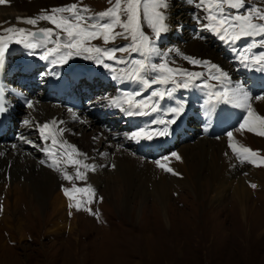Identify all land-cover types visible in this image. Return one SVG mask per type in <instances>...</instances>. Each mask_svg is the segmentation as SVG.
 Instances as JSON below:
<instances>
[{
	"label": "rangeland",
	"instance_id": "1",
	"mask_svg": "<svg viewBox=\"0 0 264 264\" xmlns=\"http://www.w3.org/2000/svg\"><path fill=\"white\" fill-rule=\"evenodd\" d=\"M181 1L170 0L174 7L186 8ZM110 6L109 0H79V7L90 8V14L105 11ZM247 6L253 5L247 3ZM145 31L149 30L145 28ZM206 35L211 38L210 33ZM165 39L171 40L167 36L162 41ZM218 41V39L214 42L211 40V43L221 48L223 45ZM92 43L101 47H118L128 41L117 39L114 45L107 46L103 45L101 40ZM169 45V43H161L162 48L165 49L170 48ZM17 53L19 56L22 55V51ZM174 56L175 67L184 68L183 59ZM83 61H90V65H96L102 72H108L104 67L81 56H74L67 65L72 66L75 63L84 65ZM117 66L119 72L120 66ZM45 68L46 66L43 67ZM104 87L107 91L109 86ZM38 88L35 92L42 90L41 87ZM111 88L110 98L119 97L122 92L127 91L125 87ZM182 90L187 89L181 88ZM179 95L182 96V93ZM104 97L103 94H99L98 102L106 100ZM21 98L23 97L19 94L18 99ZM33 103L36 104L35 101ZM110 109L112 114L104 117L101 112L96 118L99 122L106 120L102 132L81 130L79 137L98 136V132L104 134L106 138L115 136L117 140L115 137L112 139L118 144L116 146L123 150L129 149L135 154L138 150L136 140L124 138H130V134L134 132L129 127L127 119L122 117L125 112L114 110L113 106ZM30 111H33V108L21 109L22 113L25 112L23 115H28L27 112ZM39 115L42 119V114ZM189 122L190 120L183 122L185 128L189 129L192 126ZM189 130L193 131L191 128ZM241 133L238 134L241 135V141L233 137L232 143L237 147L246 146L253 150L250 142ZM61 136L64 137L65 133L63 132ZM122 138L126 144H120ZM198 139L199 135L193 142ZM209 139H214L213 141L224 139L222 140L225 147L224 159L228 160V153L231 156L225 176L217 178L216 182L211 180L209 170L201 172L200 180L194 177L192 165L190 164L189 167L187 156H182L181 153L186 145L193 142H186L176 150L169 146L160 152L158 159L153 160V162L159 160L172 171H165L155 164L156 173L138 177L131 185H126L124 181L118 179L115 172L113 151L116 149H112V152L104 151L102 148L99 150L96 139L93 143L95 153L87 162L95 167L102 165V171L98 170L107 172L110 176L109 181L103 179L104 176L101 175H95L97 177L93 180V176L90 175V172L92 175L94 173L92 170H87L86 180L80 181L74 178L75 171L70 181L59 178V187L53 195L52 203L48 202L45 206H42L37 199L36 183H32L33 178H27L32 174L22 172L21 174L24 175L22 179L15 181L13 175L11 177L6 175L4 179H0V208H2L0 264H264V165L261 164L264 160L260 157L261 151H257V157H249L241 162L231 149L227 151L226 144H229V140L226 134L220 138ZM37 144H40L39 140ZM106 146L107 143L103 147ZM224 147L222 146L223 149ZM10 152L7 156H10ZM38 152H40L38 147H33V156ZM173 152L177 153L181 160L171 156ZM165 156L168 157L167 160L163 159ZM19 158L26 159V155ZM173 172L177 174L174 175ZM233 172L236 173L235 176L232 175ZM16 183L19 184L17 188L22 193L18 198H15L17 196H14L13 192L9 196L11 188L13 190ZM74 185L79 188L91 186L95 190L94 195L86 192L74 193L76 199L81 201V210L70 208L69 200L64 208H59L61 205L53 203L58 193L64 194L63 188L73 189ZM156 185L165 188L162 193V203L157 196ZM251 185L256 187L253 188ZM241 187L247 190V199L244 198L245 194L240 192ZM28 190L31 191L27 193ZM90 197L91 203H89ZM71 203L74 205L76 200ZM89 208L94 214H90L87 210ZM63 220L67 221L70 229L61 228L59 232L52 231L57 228V223L65 224L66 221ZM74 220L78 223H73Z\"/></svg>",
	"mask_w": 264,
	"mask_h": 264
},
{
	"label": "snow or ice",
	"instance_id": "2",
	"mask_svg": "<svg viewBox=\"0 0 264 264\" xmlns=\"http://www.w3.org/2000/svg\"><path fill=\"white\" fill-rule=\"evenodd\" d=\"M187 2L202 13V15L193 13L199 32L207 31L232 47L234 55L245 68L264 71V50L255 51L257 47L264 49V7L247 6V0H187ZM7 3L9 0H0V5ZM109 4L111 6L105 11L90 14L91 9L79 7V0H76L68 5L42 9L40 14L34 17L17 18V24L23 23L32 28L0 26V74L5 70L6 54L11 43L22 45L30 56L39 53V59L52 66L65 65L74 56H81L112 72L113 79L140 86L135 91H124L121 96L110 98L111 105L128 116L158 112L161 102L166 98L172 99L178 89L195 86L206 89L203 107L209 116L220 104L239 108L246 114L235 130H247L264 137V115L258 114L251 103L254 99L264 100V94L254 96L243 84L233 83L230 75L212 61L184 55L178 48L161 47L162 39L171 30L170 0H114V3L113 0H109ZM41 22H47L52 27H40ZM145 28L149 31L146 32ZM176 28L178 31L183 30L180 24ZM196 38L204 39L203 36ZM117 39L128 43L118 47H101L92 43L101 40L105 46L114 45ZM242 39H249L250 43L237 49L236 45ZM173 55L180 56L190 65L203 70L191 71L175 67ZM117 65L120 66L118 74ZM149 89L152 90L145 96L144 93ZM25 106L32 109L34 103L29 99L25 101ZM185 107V102L177 101L175 106L166 110V119L156 121L154 127L132 132L130 138L140 142L141 139L151 140L154 136H169L172 126L177 124ZM7 110L5 90L0 86V114ZM24 123L28 124L29 121L25 120ZM59 123L63 122H51L53 127ZM38 128L44 144L41 150L52 158L50 162L41 160V164L61 171L63 179L70 181L73 177L59 168L60 157L66 156L67 165L76 168L74 178L85 181L86 171H94L95 166L78 158L86 154L81 153L76 146L66 141L58 144L57 136L62 135L64 129H57L54 133L48 122ZM226 135L229 148L241 162L249 157L258 156L256 151L246 146L237 147L232 143L233 131H228ZM170 155L177 160L181 159L175 152ZM163 159L167 160L168 157L165 156ZM156 163L165 171H172L159 160ZM81 167L85 172L80 171ZM251 187L255 188L256 185ZM62 190L70 201L69 207H75L78 211L81 210V201L76 199L74 193L86 192L92 195L95 193L91 186L79 188L74 185L73 189ZM73 200H76L74 205L71 203ZM91 202L90 197L89 203ZM87 210L94 214L90 208Z\"/></svg>",
	"mask_w": 264,
	"mask_h": 264
},
{
	"label": "bare ground",
	"instance_id": "3",
	"mask_svg": "<svg viewBox=\"0 0 264 264\" xmlns=\"http://www.w3.org/2000/svg\"><path fill=\"white\" fill-rule=\"evenodd\" d=\"M72 2H76V0H9V3L4 4V5H0V26H3V28H7V27L12 26V27H22V28L29 29V28H32V26H29V25H26L23 23L17 24V18L18 17H34V16L40 14L42 9H50L52 7L64 6V5H68ZM181 2L186 5L185 6L186 8H181L180 6L174 7L172 5V2H170L171 30L169 31V33L165 37L168 36L169 39H171V40L168 41L165 39V40L161 41V43H164V44L169 43L170 48H178L181 50V52L184 55L197 57V58L209 60V61L216 63L217 65H219L224 71H226L230 75L233 83H240L238 78H240L241 75H243L242 78H240V79L247 80L251 84L250 91L253 93L254 96L264 94V92L258 90L259 85H264V77L259 78V75L261 73H263L264 71L252 70V69L245 68L239 62V58L236 55H234L233 48L228 46V45L227 46L225 45L226 49L218 51L219 50V49L217 50L218 46L215 47L213 45V43H211V40H212V42H214V40L216 41V39H218V38L212 34H210L211 38H208V36L206 34H208L209 32H207V31L199 32L198 31V25L193 18V13L196 12L197 14H200V15H202V13H199L198 9H196L195 6L192 4L190 7V3H188L187 0H182ZM247 3L251 4L253 6L260 5V6L264 7V0H247ZM189 9H192V10L190 11ZM178 24L184 26L185 32L183 30L182 31L177 30L176 26ZM39 26L40 27H49V25L46 24V22H41ZM32 30H36V29H32ZM197 36H203L204 39L196 38ZM249 43H250V41L243 40L236 45V48L237 49L243 48ZM11 46L16 47V48H13L14 51H17V52L22 51V54H26V56L28 55V50L25 49L22 45L11 43L9 45V49L11 48ZM257 48L255 49V51H257V52L264 50V49H260V48L257 49ZM37 55H39V53H37L35 56H37ZM227 55H231V56L235 57L237 63H234V62L232 63L227 58ZM35 59H36V57H35ZM180 59H182V58L180 57ZM31 60H32V58L29 56L27 61H31ZM37 60L36 61L39 64L44 63L46 68H48V69H49L48 66H50V67L52 66V65L46 63L45 61H41L39 59V56L37 57ZM183 62L184 63H182L183 64L182 66L184 68H189L193 71H202L203 70L200 67H194V66L190 65L185 60H183ZM38 63L36 65H38ZM233 64L235 66H233ZM23 65H25V64H22V66ZM36 65L32 66L31 68H27L26 65L23 66V69H25L28 72H25L23 70L21 71L20 68H22V67L19 66V69H17V71H15V74L11 69L9 70L7 68V70H6L7 81L10 80L9 84L11 85V82L14 80L13 85L15 86V83L17 80V85H23L24 82L29 79L30 73L33 72L34 74H36V73L39 74V72L36 71V69H33L36 67ZM180 66H181V64H180ZM240 68L242 69L243 72L239 76V75H237V70ZM108 74L112 78L113 73L110 72ZM117 74H118V71H117ZM44 76L47 77L46 75H44ZM32 77L36 78L34 75ZM14 78H17V79L15 80ZM44 80L46 83H48L46 81V79H44ZM113 80H115V81H113V83L115 85H119L120 87L123 85L122 82H124V81H121L119 79H113ZM64 83H65V80H64ZM209 83H216V82L215 81H209ZM102 85L106 86V82L105 81L102 82ZM41 88H42V90L50 89L49 87H47V88L41 87ZM196 88L197 87L189 88V91H188V93H189L188 94V97H189L188 100L189 101H185L179 95V94H181V92L178 91L175 93L174 98H172V99L166 98L165 100H163L161 102L160 106L164 109V108H170L171 106H175L177 101L185 102V104H186L185 111L181 115V117L178 119V123L184 127H185V125H184L185 122H188L190 119H193V118L197 119L196 117H197L198 113L209 118V121H210V119L215 118L219 123L226 124L229 126L231 125L233 120L236 121V119H234V115L236 114V112H240L241 109L235 108L231 105L220 104V105H218L220 111L218 110L216 112V110H214L212 115L209 116L203 107V102L206 98V93L199 100H196L195 97H196L197 90H198ZM19 90L22 91V89H20V88H19ZM130 91H132V90H130ZM16 92H20V91H12V93H10V95H9L10 100H12L11 99L12 94L16 99H18L19 94ZM36 93L37 92H35V94ZM47 94H51V92H48ZM47 94H45L44 98L49 97ZM39 96L36 95V97H33L31 99L33 102H34V100H37V101H35V103L37 104V107L35 104L33 107V111L27 112L28 115H25V114L23 115V113H25V112L22 113L20 108H17V110L15 112L14 117H15V120L17 123L16 124L17 130L21 131L23 133V134L21 133L22 135L20 134L18 136L17 142L16 143H8L6 145L0 143V179L1 180L4 179V177L6 175H10V177L13 175L12 178H14V181H15L17 179H22V176H24L23 174H28V175L32 174L31 177L28 176L27 178L28 179L33 178L32 183L33 182L36 183L35 189H36V194L38 197L37 199H39V202L41 203V205L45 206L48 202L52 203L53 195H54L55 191L58 190V187H59L58 186L59 185L58 180H59V178L60 179H63V178H62L61 171L58 172L57 170H54L53 167H49V166H47V164H41V162H40L41 160H45L47 162H50L52 159L51 157L46 156L45 153L41 150L42 147H44V144L41 140V135H40V131L38 129V126L46 123L45 121H47L50 124V128H53L54 133L56 132L57 129H60V128L64 129L63 132L65 133V136L64 137H62L61 135L57 136L58 144L61 143V140H62V141H66L67 143H70L71 145L76 146L81 153L86 154V156L78 157L82 162L88 163L87 161L89 160L90 156L95 153V147L93 146V143H94V140H96V139H98L97 147L99 150L102 148V149H104V151L112 152V149H116L115 151H113V154L115 155L114 156V164H115V169H116L115 172L117 173L118 179H121L122 181H124V183L126 185H128V184L131 185L133 183V180H135L138 177H143L144 175H151L153 173H156L155 170L157 169V167H156V169L154 167V165L157 164L156 162H153V160L146 159L140 155L133 154L129 151V149L128 150L127 149L126 150L120 149V147L116 146V145H118L117 143H115L110 138L104 137V134H99V132H98L97 133L98 136L93 135L90 137H86V136L84 137V135H81V137H79V135H80L79 133H81L82 131L88 130V129L93 130V131L95 130V132L100 131L99 128L98 129L96 128L97 126H96L93 118L90 116H85V117L78 116L80 114H78L76 111H73V110L72 111H69V110L65 111L62 108H60L59 106H54L52 104H41ZM19 101H21V100H19ZM199 102H200V104H197ZM170 103H172V105H169ZM251 103L253 105V108L257 111L258 114L264 115V100H255L254 99L251 101ZM106 106H108V105H106ZM194 109H196V111ZM228 110L231 114L227 118V115L225 112ZM234 110L236 111L235 113H234ZM39 114H42L41 115L42 119L39 118L40 117ZM111 114H112V112H111ZM154 115H155V113H154ZM238 118H239V116H237V120H238ZM25 120L29 121V123L25 124L24 123ZM53 121H58V122L62 121L63 123L56 124L55 127H53V125L51 124V122H53ZM90 121H93V123ZM238 121L241 122L240 120H238ZM206 126H207V123H205V122H203L200 125L201 132L203 130L209 129V128H206ZM190 128L193 129V131H196V127L194 125L190 126L189 129ZM232 131H233V137L237 141H241V137H240L241 135H238V134L243 132L241 134H243L244 138L250 142V144L253 148V151L254 150L256 152L261 151V155H260V153H259V155L264 160V137L256 135V134L249 132L247 130H239V131L232 130ZM114 137L115 136H113V138ZM37 140L40 141L39 145L37 144ZM116 140H117V138H116ZM213 140L214 139H209L207 137L199 136V139L197 141H195L196 143L193 142L192 144H190L192 146L186 145L183 148V150L181 151V153L183 154L182 156H187L188 159L186 157H185V159L188 160L189 167H191L190 164L192 165V168L194 170V177L196 176L197 180L202 179L201 172L202 171L206 172V170H209L211 172L210 173L211 180L215 181V182H216L217 178H222L223 176H225V173H226L225 170L227 169L226 168L227 165L230 163L228 161H230L231 156L228 153V160L224 159L223 154L225 151V147H224V142L222 141L224 139H220V140H216V141H213ZM25 141H31L32 143H26ZM232 142H234V139ZM48 143L49 144L51 143L50 140L48 141ZM106 143H107V146L103 147L104 144H106ZM18 145H20V147H18ZM33 145H35V147H38V149L40 150V152H38V154L35 156H33V153H32V149L34 147ZM128 145H130V144H128ZM81 146H83V147L81 148ZM222 146L224 147V149L222 148ZM91 148H92V150H91ZM126 148H127V146H126ZM226 148H227V151L229 152V149H230L229 144L228 145L226 144ZM9 151H11L10 156H7V154H9ZM88 151H90V152H88ZM126 152H128V153H126ZM216 154L219 156L218 157L215 156ZM25 155H26V159L19 158L20 156L23 157ZM17 159H20V160H17ZM190 161H192V162L190 163ZM261 164L264 165V162H261ZM170 165H171V163H170ZM59 168L62 171L67 172L69 175L74 174V172L76 171V168L74 166H68L67 165L65 156L60 157ZM101 168H102V165H100V166L98 165V167L97 166L95 167V170L93 171L94 172L93 175L90 172V175L93 176V180H95L96 179L95 177H97L98 175H101V176H104L103 179L105 178V180L108 179L107 181H109L110 176H108L107 172L106 173L100 172V171H102ZM98 169H100V171ZM80 171L83 172L82 167L80 168ZM22 172H23V174H21ZM95 175H97V176H95ZM232 175L235 176L236 173L233 172ZM232 175H231V177H233ZM190 177H192V176H190ZM24 178H26V177H24ZM7 179H9V178H7ZM10 180H12V179H10ZM25 183H26V185H28L27 181ZM110 183H112V182H110ZM18 185L19 184L16 183L14 186L15 188H13V190L11 188V192H9V196H10V194H12V192H13L14 196H17L15 198H18L21 196L22 193L18 190V188H17ZM32 186H34V185H32ZM32 186H31V189H33ZM156 187H157L156 188L157 196L160 198V202L162 203L161 198H163L162 193L165 191V188H163V186H161V185H156ZM30 191L31 190H28L27 193H29ZM240 192L245 194L244 198H246V199L248 198L247 190L244 187H241ZM69 202H68V198L64 194L58 193L55 196L53 203H57L58 205H61L59 208H64L66 206V203H69ZM16 203H17V201H16ZM63 221H66V220H63ZM73 223H78V221L74 220ZM61 228H64V229L69 228L67 221L65 222V224L63 222L62 225L57 223V228L55 230H52V231H58L59 232V230Z\"/></svg>",
	"mask_w": 264,
	"mask_h": 264
}]
</instances>
